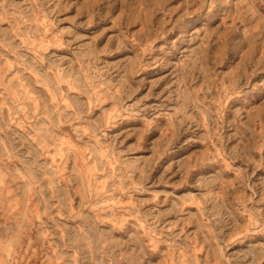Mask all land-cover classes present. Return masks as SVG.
<instances>
[{"label":"rangeland","instance_id":"obj_1","mask_svg":"<svg viewBox=\"0 0 264 264\" xmlns=\"http://www.w3.org/2000/svg\"><path fill=\"white\" fill-rule=\"evenodd\" d=\"M263 88L264 0H0V264H264Z\"/></svg>","mask_w":264,"mask_h":264},{"label":"bare ground","instance_id":"obj_2","mask_svg":"<svg viewBox=\"0 0 264 264\" xmlns=\"http://www.w3.org/2000/svg\"><path fill=\"white\" fill-rule=\"evenodd\" d=\"M263 89H264V88H263ZM79 162H80V161H79ZM79 162H78V163H79Z\"/></svg>","mask_w":264,"mask_h":264}]
</instances>
